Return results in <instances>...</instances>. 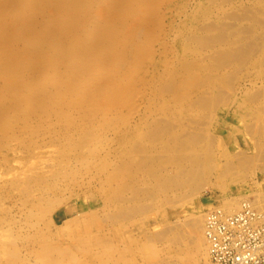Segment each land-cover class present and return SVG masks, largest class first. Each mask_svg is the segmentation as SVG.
<instances>
[{
  "label": "rangeland",
  "instance_id": "1",
  "mask_svg": "<svg viewBox=\"0 0 264 264\" xmlns=\"http://www.w3.org/2000/svg\"><path fill=\"white\" fill-rule=\"evenodd\" d=\"M85 1L92 41L1 44L60 98L30 106L0 62V264H208L195 213L264 211V0ZM26 106L45 116L20 131ZM45 151L70 166L51 174Z\"/></svg>",
  "mask_w": 264,
  "mask_h": 264
},
{
  "label": "bare ground",
  "instance_id": "2",
  "mask_svg": "<svg viewBox=\"0 0 264 264\" xmlns=\"http://www.w3.org/2000/svg\"><path fill=\"white\" fill-rule=\"evenodd\" d=\"M87 6L88 2L85 0H0V54L6 52V48L1 47L2 41L7 44L25 41L29 50H33L43 41H64L63 37L67 33L75 34L76 41H92L95 37L102 35L105 27L101 25V31L98 27L92 30H81L78 19L81 13L86 12ZM15 7L20 11L29 8L28 15L21 17L15 12ZM49 23L54 25L56 34L54 40L48 33ZM118 34L119 29L110 33L107 39L113 41ZM105 39L101 36L97 41ZM11 52L9 50L7 54ZM13 54L15 57H11L9 60L2 61L0 59V62L8 67V69L4 68V71H9L7 76L10 82L13 79L19 80L22 87L26 86L30 90L31 94L28 96L33 97L30 106L34 105L37 108L39 106L40 109H43V113L47 112L48 107H52L54 110L60 98L58 89L49 86L50 83L46 80L30 78L29 72L26 71L30 70L29 66L21 63L20 57ZM2 63H0V67L3 69ZM83 68L80 67V70ZM104 76H106V72H98L96 75V77ZM90 81H82L81 87L87 88ZM71 87L77 89L79 85ZM85 104L96 106L94 103H89L88 99L85 100ZM30 106H26L24 112L21 110V115L17 117L22 126L20 131L33 127L32 119H41L45 116L33 113ZM0 113L5 116L7 111L4 109ZM34 150L28 152H34ZM24 152L26 153V151ZM43 154H45L44 159L49 157L46 160L48 162L45 161L43 166L49 168L52 166L51 174L57 167L70 166L67 162L64 164L60 162L64 158L59 159L57 152L45 151ZM47 174H44V177ZM56 189L58 187H44L43 192L45 193L42 192L38 200L33 201L36 207L33 209L36 211L31 209L29 217L33 214L44 213L40 208L45 206L50 194ZM58 207L60 204L54 203L47 209V212L53 215ZM199 214L198 212L194 214L193 223L197 232H200L196 244L200 249L198 253L204 251L200 255L205 257L208 264H264V211L257 207L253 199H245L237 206H212L204 215Z\"/></svg>",
  "mask_w": 264,
  "mask_h": 264
}]
</instances>
